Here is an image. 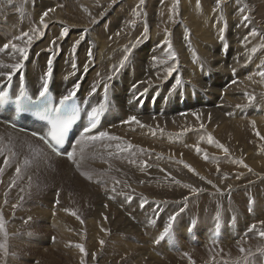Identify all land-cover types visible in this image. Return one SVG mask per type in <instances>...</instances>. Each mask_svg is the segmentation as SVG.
I'll return each instance as SVG.
<instances>
[{"label":"bare ground","instance_id":"bare-ground-1","mask_svg":"<svg viewBox=\"0 0 264 264\" xmlns=\"http://www.w3.org/2000/svg\"><path fill=\"white\" fill-rule=\"evenodd\" d=\"M77 1L82 7L62 6L57 0H0V64L11 65L20 61L18 51L11 47L7 49L3 47L6 42L9 43V38L20 37L14 44L26 48L28 58L23 61V67L12 74L10 81L15 89L25 84L27 90L35 95L42 89L44 80L47 79V89H50L57 98L67 95L75 88L76 96L88 109L104 105L102 111H105V115L101 124L98 130L89 136H98L99 133L106 132L109 137L118 139L104 138L92 140L91 144H84L83 138L78 137L73 139L75 145L71 151L74 152L75 164L81 167L85 162H91L83 159L91 152L105 154L118 150L112 158L104 159L118 161V164L113 162L116 169L100 159L91 162L94 166L98 164L100 166L98 171L91 169L93 170L91 175L89 174L91 170L87 172V177L96 186L95 197L96 192L100 191L109 199L108 202L112 201L121 213L126 215L122 218L123 215L117 214V209L112 211L103 203H97V200L96 209L95 207L94 210L85 209L86 223L82 222L84 225L78 232L79 235H74L66 228L69 224L65 227L62 221V224L58 223L54 218L57 215L50 216L42 206L38 210L40 216L49 227L56 226L54 227L57 228L55 232L58 238L53 240L49 235L44 239L34 238L28 243L24 233L25 225H20L22 221L20 215L11 214L10 217L8 213L9 218H6L5 214L4 229L0 231L7 241L8 250L13 251L16 245L21 246L22 254L30 255L35 250L37 259L44 261L48 258V264H55L54 257L62 258L71 264H79L82 258L84 264L89 263L88 261L93 264L102 262L148 264V260L159 258L155 253L149 256L150 251L144 252V248L140 251V247H143L140 245L141 241L135 243V248L130 246L134 249L131 251L128 245L124 246L123 250L129 255L125 259L108 260L101 255L107 254L105 245L108 246L112 242L115 244L114 239L120 241L123 239L125 244H130V236H133L132 240L137 241L139 234L134 227L143 228L148 223L150 215L164 204H171L168 208L169 213L166 212L165 217L162 215L160 222V226L165 228L170 223V219L167 222L166 218L187 202L190 203L189 206L176 216V227L171 223L170 229L179 231L181 229L185 233L188 225L182 223L188 222L190 216H195L197 220L195 229L198 234L204 235L206 240L212 239L217 242L215 244L218 248L214 245L213 251L222 247L229 248L228 242L238 239L237 241H243L246 245L238 243V251H233V254L250 255L248 264H256L258 257L259 264L264 263L262 257L264 255L256 253L264 247V237L259 235L264 231V223H261L264 221V197L256 195H263L264 192V78L257 75L258 72L264 71V0H220L219 8L216 6V0H199V3L197 0H179V12L176 14H173L176 12L173 6L177 3L173 4L174 1L170 0L172 3L168 10H159V14L149 10L143 19L126 20L127 22L121 24V26L124 24L123 27H118L123 29L108 43L97 38L95 28L88 26L93 19L98 21L112 10L105 12L104 9L105 13L102 12L99 16L98 12L92 11L89 0ZM99 1L96 4H99ZM65 2L70 4L71 0ZM45 12L48 15L41 24L40 18ZM83 12L88 13V16H84ZM30 21L34 24L31 25ZM139 23L144 27V36L139 46L127 55L117 56L114 50L118 47L112 49L119 41L116 37L124 36V41L127 42L132 30ZM33 28L37 31L33 32ZM65 29L67 31L61 36ZM48 30L52 32L48 33ZM23 33H28V36H24ZM131 46L135 47L134 44ZM172 53H175V59L170 58ZM49 59L52 61L51 75L45 77L49 69ZM169 69H173L171 74L168 72ZM5 71L10 69L0 68V72ZM190 73L193 74L192 78ZM177 80L180 81L179 84ZM4 81L9 80L6 76H0V83ZM250 97L253 99L250 100ZM133 116L139 121L138 124L129 121V117ZM183 133H187L188 136ZM209 133H212L211 143L206 135ZM171 134H175V137ZM0 141L7 150L15 151V155L20 156V161L27 158L38 160V165L35 162L36 167L30 162V166L27 167L28 176L35 174L38 177L46 174V167L49 168L50 164L68 167L66 165L68 160L56 157L41 141L3 124H0ZM218 142L222 144L219 145ZM132 154L145 160L138 164L134 159L130 161L131 165L124 163L127 162L124 158ZM118 165L126 167L128 172L117 171ZM82 167L84 168V165ZM34 168L36 170L31 171ZM184 169H190L197 179L188 174L184 176L182 174ZM81 171L83 172V169ZM134 175H137L136 179H133ZM119 178L124 181L131 180L132 190L129 191L130 188L122 184L123 181ZM76 183L80 186L77 181ZM28 185L34 189L40 188L33 181ZM75 186L76 184L73 187ZM142 188L154 189L156 195L143 192ZM85 189L94 194L89 187ZM108 190L110 193L105 194ZM252 190L253 193H257L254 195ZM137 191L142 194L135 195L134 192ZM52 192L49 198L54 196ZM123 192L130 193L129 200L121 197L122 195H115ZM239 198L245 201L244 204L251 202L249 205L255 215L239 216L234 210L230 212L239 202ZM205 204L201 210L200 206ZM243 206L245 205L242 204L241 207ZM210 207L212 211L222 209L220 238L215 237L214 229L207 226L209 219H205V213L202 214L204 208ZM15 209L17 210L16 207ZM67 217L65 215L64 218ZM231 217L235 218V224L228 227L227 223L231 221ZM75 222L72 225H75ZM216 223L213 224L211 220L212 227ZM18 225L20 227L16 230L15 226ZM39 229H42L41 226ZM241 231H245V235H249L250 239L252 236L256 242H244L245 235L239 237ZM187 238L188 236L183 234V239ZM73 239L76 242L72 244L83 245V253L72 244L66 245ZM26 244L45 245L46 249L43 247L28 249L24 247ZM256 246H261V249ZM206 247L209 249V246ZM54 248H59L57 254ZM175 248L171 246L169 249L166 248V251L171 254ZM240 248L245 251L241 253ZM251 248L253 254L248 251ZM42 250L44 252L40 254ZM190 254V257L195 258L192 251ZM180 255L177 254L172 259L164 256L158 264H170L177 261ZM8 261L9 264H14L16 260L9 257ZM233 263L246 264L242 258L240 263L236 261ZM16 264L25 263L19 258ZM217 264L223 263L218 261Z\"/></svg>","mask_w":264,"mask_h":264},{"label":"rangeland","instance_id":"rangeland-1","mask_svg":"<svg viewBox=\"0 0 264 264\" xmlns=\"http://www.w3.org/2000/svg\"><path fill=\"white\" fill-rule=\"evenodd\" d=\"M65 1L66 0H57V2H60L59 5H62V6L69 5V6H72V7H74V6H80V7H82L77 0H76V2H75V0H73V1L71 0V3L70 4L69 3L66 4ZM68 1H70V0H68ZM89 1L91 3L89 6H91L92 11H94L95 13L98 12L97 14H99V16L103 12L104 9H106V10H104L105 12L107 10H109V9L112 10V12L108 13L105 17L102 16L98 21H96L95 19H93V21L91 23H89L90 25L88 26L89 28H93L94 27L95 28L94 33H95L96 37L99 38L101 41H103L105 43H108L110 40H112L113 37L115 35H117L119 31H121L123 29V28H121V29L118 28V27H123L124 24L121 26L122 23L127 22L126 20H129V19H135V18H137V19H143L144 18V15L146 13H148L147 11H149V10H153V11H155V12H157L159 14V10H168L169 7H170V4L174 1L173 4L174 3H177V4L174 5L175 7L172 4V6L174 8V12L176 11L173 14H176V13L179 12V6H178L179 0H171L172 2L170 0H143V3H141V0H100L99 1L100 2L99 4H96V3H98V0H89ZM135 1H137V2H135ZM94 4H96V5H94ZM104 7H106V8H104ZM105 12H103V14ZM126 13H127V15H126ZM83 15L87 17L88 16V13L83 12ZM151 15H152V13H150L149 16H151ZM177 16H178V14H177ZM123 18H124V20H123ZM30 24L32 25L34 23L32 21H30ZM141 24L142 23H139L132 30V35L130 37H128V39H129L128 41H130V42L124 41V36H122L121 38L116 37L119 41H118V43L114 47H112V49L118 47V49H115L114 50L115 52H117V54H116L117 56L118 55H123V54H126L127 55V53H129L130 51L136 49L139 46L140 40L144 36V27H142ZM86 29L87 28H84V29L81 28V30H86ZM47 32L48 33H51L52 30H48ZM15 40H16L15 37L8 39V41L11 42V43H13V44H14ZM6 44H7V42H6ZM132 44H134L135 47L131 46ZM189 75H190L191 78L193 77V74L192 73H190ZM127 115H129V114L127 113ZM183 134L185 136H188L187 133H183ZM183 134H182V136H184ZM171 135H173L175 137V134H171ZM206 135H207V137H209V136L212 135V133H209V134H206ZM83 143L84 144H86V143L87 144H91L92 143V140L84 139ZM218 144L221 145L222 143L218 142ZM0 150H2V151H0V166H1L0 168L3 169V171L0 172V194H1L0 195V197H1L0 198L1 199L0 200V218H2L3 221H5L4 218L8 215V213H9V216L11 214L12 215H14V214L16 215L17 214L18 216L20 215L19 217L22 218V221L20 222V225H25L24 233H25L26 239L28 240L27 241L28 243L31 242V241H33L34 238H41V239L43 238L44 239V238H48L49 235L51 236V238L53 240L54 239L56 240L58 238V234L55 232L57 230V228H55L56 226L55 225H52V226L49 227L47 224H45V222L43 221V218L40 216V212L38 210H39V207H42V206L48 212V214H50V216L57 215V216H55V217L53 216V217L55 218V220L58 223H60V224L63 223L62 225L65 226V227L69 224L70 227H68L69 226L68 225L66 228H69L71 231L69 229H68V231L69 232H72L74 235H79L78 232L81 230L82 225H84L86 223L87 217H86V214H85V209L86 208L87 209H92L93 208V210H94V207L96 205H98L97 203H103V205L105 207H108L112 211H114L115 209H117V214L118 215H123L122 218L126 215V214H122L121 211L118 209V207L112 201H109L108 202L109 199L107 197L103 196V194L100 191H97L96 192V197H95V189H96V186H94V184H92L91 179H88V177H87V174H88L87 172H89L91 169H95L96 171H98V168L100 166L99 164L96 165V166H94L91 162L100 161V159L102 161H105L107 164H111L114 167V169H116V165L115 164L116 163L118 164L119 163L118 161L117 162L116 161L115 162L113 161L115 163L114 164L113 162H111L112 160L111 161H109V160L106 161L104 159L112 158L114 156V154L116 152H118V150L117 151H114V152L108 151L105 154H103L104 152H101V151H100L101 153H93V152L89 153L83 159H85V161H91V162H85L83 164L84 165V168L82 167L83 165L81 167L80 166H77L75 163H72L68 159H67L68 161L66 163V165L68 167H66V166H64L62 164L60 166H57V167H56V164H52V165L50 164L49 165V168L46 167V169H47L46 172L47 173L46 174L43 173V174H41L38 177L35 174H32V176H28L29 175V172H28L29 169L27 168V167L30 166L29 164H31V163L32 164L34 163L35 165H33V166L36 167V163L38 165V162H37L38 160L35 161L34 159H30V158L28 159L27 158L26 160L28 161V163L25 164L24 163L25 160H21L20 161L19 160V157L20 156L15 155V151H13V150H7L6 147H5V145H4V143L2 141H0ZM23 150H24V146H22V151ZM6 157H7L8 161H9L7 164L4 163ZM100 157H102L103 159L100 158ZM132 159H134L135 160V163H137V164L140 163L141 161H144L145 160L143 157L137 156L136 154H132V155H128V156H126L124 158V160L127 161V162H124V163H127L128 165H131L130 161ZM10 161H11V163H10ZM85 164H86V166H85ZM145 165L146 164H144V166ZM17 166L20 167L19 174H17V172H16ZM73 167H76V168H73ZM86 167H88V169ZM134 167H136V166H134ZM50 168H52V169H50ZM82 169H83V172L84 173L81 171ZM35 170L36 169L34 168L31 171H35ZM123 170H125L124 172H128V170L126 169V167H124L122 165H118V170L117 171H119V172L122 171L123 172ZM92 171L93 170H91L89 172L90 175L92 174ZM184 171L182 173V174H184V176L186 174H188L190 177H192L194 179H197V177H195L190 172V169H184ZM36 173H38V172H36ZM26 174H28V175H26ZM55 174H56V176H55ZM42 175H43V177H42ZM83 176H84V179H82ZM136 176L137 175H134L133 176V179H136ZM58 177H59V179H58ZM119 179L121 181H123L122 184L124 183L126 186H128L130 188L129 191L132 190V187L130 186V183H131L130 181L131 180L130 181L129 180H125L124 181V179H122V178H119ZM28 180H30V181H28ZM54 180H55V182H54ZM199 180L204 181L203 179H199ZM31 181H33L37 185H39L40 188L39 189H34L33 186L28 185ZM76 181L80 184V186H78V184L76 183ZM73 184L74 185L76 184V186L73 187L74 186ZM61 185H63L64 188ZM82 187H85V188L89 187V189H91L94 192V194L91 193L90 191H88L87 189L82 188ZM102 187H104V186H102ZM51 188H54V189H51ZM77 188L78 189L80 188V189L78 190ZM111 189L112 188H109V190H111ZM81 190H82V192H79ZM109 190L105 194H109L110 193ZM49 191H51V192L53 191L54 192V194L52 192V196L54 195L53 197H50L49 198V196H50L49 194L51 193ZM142 191L143 192H146V193H149V194H152V195H156V190H154V189L142 188ZM252 193H253V190H252ZM255 193H257V192H255ZM255 193H253V194L255 195ZM134 194L135 195H141L142 193L137 191V192H134ZM115 195H117V196H121L122 195L121 197L127 198L128 200L130 199V193L129 192L115 193ZM197 195L198 194H195V196H197ZM256 195H259L260 197H264V192H263V195H260V194H256ZM8 196H9V198H8ZM9 199H12V200L9 201ZM29 199H31V200L29 201ZM44 200H46V201H44ZM12 201H13V204H12ZM95 201H97V203ZM10 202H11V204H10ZM244 203H245V201L242 198H239V202H237L236 205H234L235 207L232 208L230 210V212L232 210H234V212H237V215H239V216H241L243 214H246L249 217H252V215L254 214V212H253V209H252L251 205H249L250 203H247V204H244ZM105 204H107V205H105ZM128 204H129V202H128ZM189 204L190 203H187L186 202L182 208H180L177 212H174L170 217L166 218L167 222H168V219L174 217L175 219H172L171 220V223H174L173 226L176 227V216L179 213L183 212L189 206ZM242 204L245 205V206L241 207ZM7 205H9V206H7ZM11 205L13 207H10ZM170 205L171 204H164L163 206L161 205L162 207L157 212L154 213L155 215L152 214V215H150L148 217V219H149L148 220V223L146 225H144L143 228L134 227V229L137 230L138 231V234H139L138 235L139 238L137 239V241L132 240V237L133 236H130V239H129L130 242H131L130 244H125L124 240L121 239V238L120 239L123 242L120 241V240H118V239H114L115 244L113 242L111 243L112 245L111 244H108V246H107V244H106L105 246H106V250H107L106 253L107 254L104 255V256L101 255L102 258H105V259H108V260L110 258H115L117 261H119L120 259L121 260L122 259H125L129 255H128V253L126 254V252L123 250L124 246L128 245L129 248H130V246L135 248L136 247L135 243L136 242L138 243V241H141L142 244H140V245H142L143 247H140V251H141L142 248H144V252L146 250H147V253L150 251L148 253L149 256H151L152 254L155 253V254H157L156 256H158L157 258H159V259H153L152 261L148 260V262H147L148 264H158L159 263L158 261H162V258L164 256H166L168 259L169 258L172 259L177 254L178 255L181 254L180 257H179L180 260L178 259L179 261L178 260L177 261H173V262H171L172 264H186V262H192L191 264H214V261H215L216 264H217L218 261L219 262H222L223 264L224 263L225 264H234L233 261H236V262L240 263V259L241 258L243 259L244 263H246V264H248V262L250 263V259H249L250 255L247 256L245 254L246 255L245 256V255H242V254H239V253L238 254H233V251H235V250L238 251L239 244L246 245V244H243V241H237L238 239H236V241L234 240V242H231V243L228 242L229 248H223L221 246L222 247L221 249L214 250L213 251L212 248H214L213 247L214 245H215V248H218L217 245H216L217 242L214 241V240H212V239L206 240L204 238V235L198 234L197 229H195L196 228V225H197V220L195 219V216H192V217L190 216L188 222L182 223V225L183 224H187L188 225V228H186L185 233H183V230H181V229L179 231V230H175V229L173 230V228H172V229L169 230L168 234H165L163 236V238H161V234L160 233H163L164 232V228H162L160 226V222L162 221L161 220L162 219V215L165 217V216H167V213H169L168 208H169ZM1 206H2V208H1ZM205 206H206V204L205 205H201L200 206L201 210ZM9 207H10V209H9ZM15 207L17 208V210L15 209ZM244 207L247 208V209H245ZM250 207H251V211H249V208ZM57 208H59L60 211L57 210ZM6 209L8 210V212H7ZM95 209H96V207H95ZM242 209H243V211H242ZM256 209H258V208H256ZM55 211L56 212L58 211V213H56ZM63 213H64V215H63ZM72 213H75V215H73ZM203 213H205V219H207V218L209 219L208 222H207V226L209 227V229L210 228L212 230L214 229V235H215V237L216 238H220L219 237V230L221 228V222L220 221L222 220L221 218L223 217L222 209L219 210V211H217V209H215L214 211H212L211 210V207H210V209L204 208L202 214ZM3 214H4V216H3ZM5 214H6V216H5ZM67 214H69L68 217H67ZM60 215H61V217H60L61 219L59 218ZM65 215H66L67 218H64ZM69 216H71L70 217L71 219H69ZM77 217H79L80 219H77ZM6 218H9V217L7 216ZM58 219H59V221H58ZM230 219H231V221L227 223V226L228 227H232L235 224V218L234 217H231ZM63 220L66 221V222H64ZM211 220H212V223L213 224L215 222H217L214 227H212L213 224H211ZM61 221H62V223H61ZM74 221H76L77 223L79 221H81V222H79L78 225H77L76 222H75V225H72V224H74ZM4 223L5 222H3V224ZM65 223H67V224H65ZM79 224H81V225H79ZM168 224H167V226H168ZM40 226H41V228L43 230L42 229H39ZM19 227H20L19 225L18 226H15L16 230ZM50 228H52V229H50ZM134 229L132 228V230H134ZM140 229H141V231H140ZM229 229L231 230V228H229ZM45 232H47V233H45ZM29 233H31L30 236L28 235ZM239 233H240L239 237L245 235V231H241ZM183 234L184 235H187L188 238L187 239H183ZM0 236H1L0 237V242H1L0 244H4L5 245V248L0 249V258H1L0 259V264H4V263L5 264H9V261H8L9 260V257L15 258L16 261H14V264H16V262H17V260L19 258H20L21 262L22 263H25V264H48L47 263L49 261L48 258L47 259H44V261L43 260L40 261V259H37V254H36V251L35 250L32 251V253L30 255H28L27 253L22 254V250H20L21 249V246L20 245H16L17 250H15L16 248L13 251L12 250H8L9 247L7 245V241H6L5 237L3 235H1V234H0ZM159 237H160V239H159ZM201 237H203V238H201ZM244 238H245L244 242H246V241L256 242L255 239L252 238V236H251V239H250L249 235H247V234L244 236ZM185 240H187V241H185ZM204 240H205V242H204ZM150 241H152V242L150 243ZM154 241H156V242H154ZM72 242H76V240H74V239L73 240H70L66 245H69L70 246L72 244ZM253 242H252V244H254ZM218 243L222 244L221 242H218ZM149 244L152 245L153 247H151ZM72 245L76 246V245H79V244L78 243H76V244L74 243ZM206 245L209 246L208 248L211 249V250L207 249ZM109 246H112V247H109ZM171 246L176 247L177 249L175 248L176 251L174 249V252L170 254V253H168L166 251V248L169 249ZM24 247L25 248H28V249L33 248V247H43L44 250L46 249L45 245L44 246H40V245L37 246V245H34L33 244L32 246H30L29 244H26ZM149 247H151V248H149ZM256 247H259V246H256ZM56 249L54 248L53 250L57 254L59 248H56ZM131 249L134 250L133 248H130L129 251H131ZM137 249H138V247H137ZM149 249H153V250H149ZM252 249L253 248L249 249L248 251L249 252H252V254H253ZM262 249L263 250H261L259 252H256V253L257 254L260 253L259 255H264V247ZM44 250H42L40 252V254L42 252H44ZM138 251H139V249H138ZM191 251L193 252V254H192L193 257H195L196 259L190 257V255H191L190 252ZM118 254H120V255L123 254V255L122 256H119ZM262 257H264V256H262ZM54 258L56 259L55 260V264H57L58 262H60L59 264H61V263L62 264H71V263L65 262L62 258H60V259L59 258H56V257H54ZM54 258H52V259H54ZM213 259H214V261H213ZM99 260H100V257H99ZM81 261H83V264H84V258H82ZM81 261H80L79 264H81ZM88 262L89 263H87V264H93V263H91V261H88ZM72 264H74V263H72ZM75 264H77V263H75ZM102 264H104V262H102ZM256 264H259V257H258V260H257V263ZM262 264H264V263H262Z\"/></svg>","mask_w":264,"mask_h":264},{"label":"snow or ice","instance_id":"snow-or-ice-1","mask_svg":"<svg viewBox=\"0 0 264 264\" xmlns=\"http://www.w3.org/2000/svg\"><path fill=\"white\" fill-rule=\"evenodd\" d=\"M197 2L199 3V0H197ZM141 3H143V0H141ZM216 6H217V8L220 7V0H216ZM214 11H215V9H214ZM47 15H48L47 12L43 13V15L40 18L41 24H43L44 17L47 16ZM245 19H247V18L245 17ZM32 31L33 32H36L37 29L36 28H33ZM66 31H67L66 29L64 31H62L61 32V36H63ZM145 32H147V29H145ZM23 35L24 36H28V33H23ZM16 39H20V37H16ZM28 42L29 43L31 42V38H29V41ZM3 47L5 49L11 47L14 51H18L19 52V55L21 57L20 61H18L15 64H11V65L0 64V68L10 69V71L0 72V76H6L8 78V80L10 81L11 80V77H12V74L15 73V72H17L19 69H21L23 67V61L28 58V53H27L26 48L17 47L16 44H13L11 42H9L8 44L3 45ZM169 48H171V44L170 43H169ZM170 58L175 59V53H172ZM125 59H127V57H125ZM48 63H49V69H48V72L45 73V77H50V75H51V67H50V65L52 63L51 59H49ZM123 63H124V61L122 60L121 61V65H123ZM172 71H173V69H169L168 70L169 74H171ZM257 75H259L262 78H264V71L258 72ZM179 83H180V81L177 80V84H179ZM47 86H48V80L45 79L44 80V83H43V86H42V90L39 92V96L40 97H44L45 96V94L47 92ZM105 89H107V85H105ZM75 95H76V89L74 88L67 95H64V96L61 97L60 104L63 105L66 102L72 100V98ZM249 99L251 100L253 98L250 97ZM6 100H7V93L6 92H3V91H0V102L6 101ZM103 108H104V105L101 104L100 107H99V109H94L93 110V112L91 114L93 120H95L97 118L98 111H102ZM129 121L136 122L137 124L139 123V121L136 120V117H134V116L133 117H129ZM69 123H70V120L69 119L58 116L57 118L53 119L50 122V128H49L48 132L45 135L39 136L38 138L40 140H42L46 145H48L54 152H56L57 155H60L61 153L56 150V145H59L60 143H62L63 138H64V135H65V133L67 131V128L69 126ZM92 127H95V124L94 123L92 124ZM201 127H203V126H201ZM90 131H91V128L86 127L84 129V133H88ZM32 135L33 136H37L38 134L37 133H32ZM257 135H259V133H257ZM85 138L87 140H100V139H104V138H108V139H118L117 137H109L108 133H106V132H101V133H99L98 136H87ZM208 139H209V143H211L212 142L211 136H209ZM117 147H119V146H117ZM121 150H125V149H121ZM0 151H2V150H0ZM81 151H83V149H81ZM197 151H199V149H197ZM225 151H227V150L225 149ZM66 155H67V158H68L69 161H73L74 163H76V161L73 160L74 152L69 151V152L66 153ZM4 163L5 164L8 163L7 157L5 158ZM24 163L27 164L28 161L25 160ZM2 171H3V169L0 168V172H2ZM16 172H17V174H19V172H20V167L19 166H17ZM141 207H143V205H141ZM249 211H251V207L249 208ZM72 214L75 215V213H72ZM77 219H79V217H77ZM172 219H175V218L174 217L170 218V223L168 224V226H166L164 228V232L161 234V238H163V236L169 232V230L171 228V220ZM261 223H264V221H261ZM252 227L255 228V225H253ZM3 229H4L3 220H2V218H0V231H3ZM259 235L261 237H264V231H261L259 233ZM102 243H103V241H101V244ZM76 247H78L82 253L84 252L83 245H76ZM3 248H5V245L4 244H0V249H3ZM244 251H245V249L240 248V252L241 253H243ZM81 264H83V261H81Z\"/></svg>","mask_w":264,"mask_h":264}]
</instances>
